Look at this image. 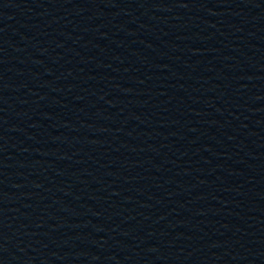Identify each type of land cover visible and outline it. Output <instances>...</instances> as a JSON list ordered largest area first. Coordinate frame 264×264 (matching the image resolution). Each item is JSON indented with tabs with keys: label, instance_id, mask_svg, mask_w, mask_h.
<instances>
[{
	"label": "water",
	"instance_id": "obj_1",
	"mask_svg": "<svg viewBox=\"0 0 264 264\" xmlns=\"http://www.w3.org/2000/svg\"><path fill=\"white\" fill-rule=\"evenodd\" d=\"M0 264H264V0H0Z\"/></svg>",
	"mask_w": 264,
	"mask_h": 264
}]
</instances>
